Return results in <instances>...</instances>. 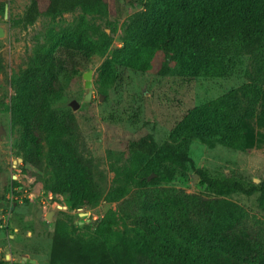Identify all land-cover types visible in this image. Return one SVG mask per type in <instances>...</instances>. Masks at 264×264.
Segmentation results:
<instances>
[{
    "label": "rangeland",
    "instance_id": "obj_1",
    "mask_svg": "<svg viewBox=\"0 0 264 264\" xmlns=\"http://www.w3.org/2000/svg\"><path fill=\"white\" fill-rule=\"evenodd\" d=\"M32 1L0 0V27L4 30L0 36V260L5 264H50L56 247L69 251L74 242L94 239L98 223L111 212L121 234L117 244H136L133 224L123 218L122 210L126 199L139 194L137 182L142 176L153 187L172 188L187 197L206 229L235 232L264 244L260 193L215 195L200 184L198 174V169L205 168L213 175L249 182L264 179V107L247 91L248 86L257 84L264 89V39L207 40L210 53L223 57L224 68L218 75L181 76L172 56L160 51L149 70L119 68L116 82L103 87L96 82L100 65L123 45L132 17L144 8L142 0H107L105 10L90 15L89 33L106 45V50L86 59L82 75L65 80L61 95L51 104L58 114L74 115L76 127L66 139L92 160L95 180L104 191L94 206L77 210L62 194L51 191V142L45 141L40 163L25 160L22 132L13 119L12 103L20 71L35 64L36 49L48 40L50 29L75 24L83 10L53 15L40 0L41 13L33 23H26L24 16ZM89 70L93 71V93L84 100L88 89L83 74ZM218 100L233 111L243 127L244 147H232L220 139L205 141L193 134L171 139L176 125L193 108ZM75 103L77 108L73 107ZM144 136L159 143L169 142L185 156V164L163 162L158 173L147 175L129 146ZM120 185L131 186L132 192L109 200L107 195ZM204 200H210L206 206ZM78 260L79 264L100 263Z\"/></svg>",
    "mask_w": 264,
    "mask_h": 264
},
{
    "label": "trees",
    "instance_id": "obj_2",
    "mask_svg": "<svg viewBox=\"0 0 264 264\" xmlns=\"http://www.w3.org/2000/svg\"><path fill=\"white\" fill-rule=\"evenodd\" d=\"M46 11L56 15L81 8L73 25L52 28L48 40L36 49L35 64L20 71L13 96L12 114L22 132L25 160H43L45 141L51 142L49 163L54 170L51 191L62 194L72 209L94 206L104 196L95 180L93 162L68 139L76 127L72 113L58 114L53 101L61 95L63 83L83 73L84 61L103 54L106 45L88 30L89 16L108 7L107 0H44ZM126 28L123 45L116 47L98 69L96 82L113 85L119 68L140 71L152 67L154 57L164 51L175 61L184 77L214 76L224 68L222 54L212 55L207 40L224 37L253 42L264 39V0H142ZM41 1L33 0L24 21L33 23L41 13ZM247 91L264 107L260 84ZM211 101L193 108L171 133L172 140L193 134L205 141L220 139L232 147L245 146L244 129L233 111ZM130 149L144 164L146 174L158 173L163 162L184 165L185 156L167 143L144 136L130 143ZM200 184L215 195L260 193L264 204V179L249 182L227 175H213L198 169ZM139 194L125 200L122 216L133 224L136 244H117L121 234L113 212L98 223L91 240L74 242L71 249L56 247L50 264H264V244L253 243L235 232L206 229L190 208V202L172 188L153 187L146 176L138 179ZM132 192L120 185L107 196L118 200ZM210 200H204L206 206ZM0 264H5L0 260ZM27 264V263H20ZM32 264V263H28Z\"/></svg>",
    "mask_w": 264,
    "mask_h": 264
},
{
    "label": "water",
    "instance_id": "obj_3",
    "mask_svg": "<svg viewBox=\"0 0 264 264\" xmlns=\"http://www.w3.org/2000/svg\"><path fill=\"white\" fill-rule=\"evenodd\" d=\"M3 34H4V30L0 27V36H2ZM92 74H93L92 70H89L83 74V77L85 79V86L88 89L87 93L85 94L84 100H89L92 96V93H93ZM73 107L77 108L78 103H75V105ZM41 213H42V211L39 212V214H41ZM80 214L84 215L86 213H80Z\"/></svg>",
    "mask_w": 264,
    "mask_h": 264
},
{
    "label": "built area",
    "instance_id": "obj_4",
    "mask_svg": "<svg viewBox=\"0 0 264 264\" xmlns=\"http://www.w3.org/2000/svg\"><path fill=\"white\" fill-rule=\"evenodd\" d=\"M44 207H45V205H44Z\"/></svg>",
    "mask_w": 264,
    "mask_h": 264
}]
</instances>
